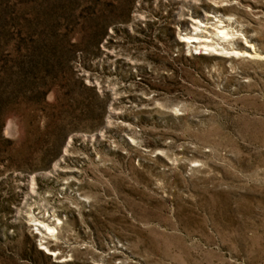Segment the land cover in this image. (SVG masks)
I'll use <instances>...</instances> for the list:
<instances>
[{
  "label": "rangeland",
  "instance_id": "obj_1",
  "mask_svg": "<svg viewBox=\"0 0 264 264\" xmlns=\"http://www.w3.org/2000/svg\"><path fill=\"white\" fill-rule=\"evenodd\" d=\"M0 264H264V0H0Z\"/></svg>",
  "mask_w": 264,
  "mask_h": 264
},
{
  "label": "bare ground",
  "instance_id": "obj_2",
  "mask_svg": "<svg viewBox=\"0 0 264 264\" xmlns=\"http://www.w3.org/2000/svg\"><path fill=\"white\" fill-rule=\"evenodd\" d=\"M202 26H204L202 23H200ZM195 29V28H194ZM214 35L217 37V38H219V39H226V38H228L229 37V33L226 31V29H224V28H219V27H216L215 28V33H214ZM185 39H187V41H188V43H194V41H195V39H198L197 37H185ZM192 39V40H191ZM202 39V38H201ZM199 40V39H198ZM205 41H208L207 39H203V42H200V43H206ZM187 43V42H186ZM249 45V44H248ZM211 46H209V45H201V44H199V48H198V50L199 51H201V50H203V51H207L209 48H210ZM249 47V49H251L252 47H251V45H249L248 46ZM216 50V49H215ZM225 50V49H224ZM222 51H223V49H222ZM204 54V53H203ZM225 54H228V56H234V55H243V56H245V57H255V56H257V55H255V54H253L252 55V53H250V52H247V51H240V52H238V51H234V50H230L229 49V51H225ZM47 227V226H46ZM49 231V230H48ZM50 254H52V253H50Z\"/></svg>",
  "mask_w": 264,
  "mask_h": 264
}]
</instances>
